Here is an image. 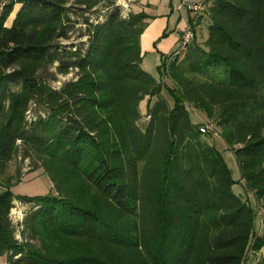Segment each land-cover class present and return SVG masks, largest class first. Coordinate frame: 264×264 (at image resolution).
Segmentation results:
<instances>
[{
  "label": "trees",
  "instance_id": "obj_1",
  "mask_svg": "<svg viewBox=\"0 0 264 264\" xmlns=\"http://www.w3.org/2000/svg\"><path fill=\"white\" fill-rule=\"evenodd\" d=\"M6 1L0 261L245 264L252 253L264 264V220L255 232L264 211V0H205L189 20L192 42L163 58L159 83L141 69L146 15L123 19L107 0ZM104 2L103 20L92 22ZM77 25L85 41L63 45ZM198 29L207 31L203 44ZM73 71L74 80L51 87ZM191 114L220 130L256 211L233 193L236 182ZM17 160L42 170L55 194L13 197L20 172L2 176ZM15 201L32 206L22 240L10 220Z\"/></svg>",
  "mask_w": 264,
  "mask_h": 264
},
{
  "label": "rangeland",
  "instance_id": "obj_2",
  "mask_svg": "<svg viewBox=\"0 0 264 264\" xmlns=\"http://www.w3.org/2000/svg\"><path fill=\"white\" fill-rule=\"evenodd\" d=\"M113 4V7H117L120 10V15L123 19L127 18L129 15L144 14L150 18L147 23L148 29L146 30V35L142 38L143 48L146 49L147 40H153V35H155L153 29L162 20L169 21L172 26L169 25L168 29H164L158 36H155V40L148 44V49L142 54L141 69L152 78H154L158 83L161 81V75L159 68L162 65L163 58H168L179 51L181 48L180 39L178 40L179 33H183L189 27L188 13L184 12L182 17L176 12V6L179 0H107ZM201 2V0H198ZM198 2L197 4H199ZM108 3L104 2L92 15L91 21L96 22L103 20L104 15L107 13ZM207 21L204 20L202 26L205 27ZM81 26L77 25L71 34V39L69 42H64L63 45L68 47H78L85 39H79L78 36L81 34ZM197 30L199 36V42L203 44L207 39L206 30ZM150 38V39H149ZM75 71L71 72L66 76H57L56 80L51 82L50 85L55 90H60L62 86L72 80H74ZM162 95L168 99L166 92ZM154 100L151 101L153 103ZM145 108L146 100L140 105L141 112V125L145 121ZM34 106L31 108V112L28 115V119H32ZM203 124L214 122L208 121L205 116L198 115ZM200 120L195 117V114H191V121L195 125H199ZM201 124V125H203ZM200 125V126H201ZM210 138L206 139V142L212 145L215 150L222 157L230 176L236 185L233 188V193L241 198L243 201L247 202L255 211L257 210L256 200L252 194L245 191L244 181L241 178L239 166L235 158L234 153L228 148L224 140L220 137L221 132L219 129L216 131V135H209ZM18 172H20L21 182L15 184L11 188V193L15 198H35V197H45L49 195H54V190L48 177L44 174L42 170L31 172L28 166V162L21 163L20 161H13L6 167L3 174V178L15 177ZM14 207L10 212V220L15 229V237L18 240H22L20 233L23 229L22 225L25 218L32 210L31 205L20 203L15 201L13 203ZM259 212V211H258ZM264 220V211H260L259 215H256L255 232L257 235L261 234L262 223ZM259 256V254H258ZM252 253L248 254L247 261L245 264H257L258 257ZM0 264H6V258L0 261Z\"/></svg>",
  "mask_w": 264,
  "mask_h": 264
},
{
  "label": "built area",
  "instance_id": "obj_3",
  "mask_svg": "<svg viewBox=\"0 0 264 264\" xmlns=\"http://www.w3.org/2000/svg\"><path fill=\"white\" fill-rule=\"evenodd\" d=\"M203 10V6L202 4H188L185 2H180L177 6H176V11L177 12H187L189 14H198L201 13ZM194 36L192 31L188 28L186 29L180 37V45L181 48L186 47L187 45H189L192 40H193ZM216 131L217 128L215 125L211 124V123H206L203 124L199 127V132L202 135H216Z\"/></svg>",
  "mask_w": 264,
  "mask_h": 264
},
{
  "label": "crops",
  "instance_id": "obj_4",
  "mask_svg": "<svg viewBox=\"0 0 264 264\" xmlns=\"http://www.w3.org/2000/svg\"><path fill=\"white\" fill-rule=\"evenodd\" d=\"M204 1H205V0H201V2L198 1V0H179L177 3L179 4L180 2H185V3H188V4H197L198 2H200L199 4H203ZM6 5H7V1H6V0H0V16H1V14H2V12H3V9H4V7H5ZM17 9H18L17 7L14 8L13 13L11 14L10 18L8 19V21L6 22V26H7V27L11 24V21H12V19L14 18ZM176 12H177V11H176ZM184 12H185V11H183V12H177V13L182 17V14H183ZM199 16H200V13L195 14V15H193V14H189V13H188V21H189L191 18H196V17H199ZM169 25L172 26V23H169V21L167 22V21H165V20H162L161 22H159L158 25L155 26V28L153 29L155 35H153V40H150V41L147 40L146 49H148V44L155 40V36H158V35H159L164 29H168V28H169ZM185 26H186V27H189V25H185ZM147 29H148V27L146 28V30H147ZM146 30H145L144 34L141 36V39H140V47H141V52H142V54H143V53L145 52V50H146V49L143 48L144 45H143V42H142V38L144 37V35H146ZM164 31H165V30H164ZM181 34H182V33H179L178 40L180 39ZM149 39H150V38H149ZM148 42H149V43H148ZM195 117H196L197 119L200 120L198 114H195ZM200 124H203V122H202L201 120H200L199 125H200Z\"/></svg>",
  "mask_w": 264,
  "mask_h": 264
}]
</instances>
